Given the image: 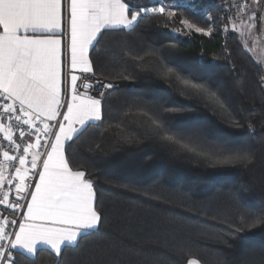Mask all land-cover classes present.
<instances>
[{"label":"trees","instance_id":"1","mask_svg":"<svg viewBox=\"0 0 264 264\" xmlns=\"http://www.w3.org/2000/svg\"><path fill=\"white\" fill-rule=\"evenodd\" d=\"M174 1L173 17L149 13L134 31L110 32L91 50L96 75L116 87L105 95L104 127L84 133L72 156L98 183L104 227L64 251L61 264H264V222L247 223L264 216V66L224 30L230 13L222 0ZM189 18L206 29L213 21L212 34L186 30L180 21ZM164 65L207 84L219 101L181 94L162 78ZM140 110L175 131L199 128L210 151L247 147L252 160L177 154L144 131ZM14 256L34 264L19 250ZM35 264L55 257L43 249Z\"/></svg>","mask_w":264,"mask_h":264},{"label":"snow or ice","instance_id":"2","mask_svg":"<svg viewBox=\"0 0 264 264\" xmlns=\"http://www.w3.org/2000/svg\"><path fill=\"white\" fill-rule=\"evenodd\" d=\"M149 13L175 15L163 4L141 7L132 0H0V264H18V249L34 264L47 249L55 264H61L69 247L101 233L105 217L98 183L72 156L84 133L104 127L103 89L114 87L96 78L89 52L110 32L134 31ZM241 13L247 14V22L241 18L237 25L230 16L231 31L251 37L256 11L245 3L235 11L238 18ZM180 23L204 35L213 32L187 19ZM224 30L229 31L227 24ZM161 75L181 94L219 101L207 84L172 67L164 65ZM140 114L144 131L177 154L252 160L247 147L210 151L199 128L175 131L160 114ZM258 222L264 216L247 220L253 227ZM186 264L201 261L190 258Z\"/></svg>","mask_w":264,"mask_h":264},{"label":"rangeland","instance_id":"3","mask_svg":"<svg viewBox=\"0 0 264 264\" xmlns=\"http://www.w3.org/2000/svg\"><path fill=\"white\" fill-rule=\"evenodd\" d=\"M221 2L225 4L226 11L230 13L229 17L231 16L232 20L237 25L241 23V18L247 22V14L241 13L240 18H238L235 15V11L239 5L247 3L250 9H253L256 11L255 27L252 29L253 35L251 37H245V36L240 35L237 32L231 31L232 25L230 23H228L227 26L229 28V31L233 33H237L239 35L244 45L245 44L247 45L246 49L251 53V55L255 58V60H257L260 64L264 66V18H262V16H264V0H260V3L258 5L254 3V0H222ZM162 4L166 6V10L171 9L175 12L177 9V3L174 0H160V6ZM209 17L211 19V14L209 15ZM187 20L199 26L198 24H196V21L191 20L190 18ZM248 23H251V22H248ZM213 24L214 23L212 21L210 27L213 28ZM186 30H189V29H186ZM243 31L244 29L241 28V32Z\"/></svg>","mask_w":264,"mask_h":264},{"label":"built area","instance_id":"4","mask_svg":"<svg viewBox=\"0 0 264 264\" xmlns=\"http://www.w3.org/2000/svg\"><path fill=\"white\" fill-rule=\"evenodd\" d=\"M96 78L97 79H100V80H102V81H105V82H108L109 80H106V79H104V78H102V77H99L98 75H96ZM111 82V81H110ZM113 83V82H112ZM114 84V87L113 88H115L116 87V84L115 83H113ZM113 88H111V89H113ZM111 89H103V91H104V97H105V95L107 94V92L108 91H110ZM95 94V93H94ZM0 210H2V209H0ZM9 215H11V213L9 212L8 213Z\"/></svg>","mask_w":264,"mask_h":264},{"label":"crops","instance_id":"5","mask_svg":"<svg viewBox=\"0 0 264 264\" xmlns=\"http://www.w3.org/2000/svg\"><path fill=\"white\" fill-rule=\"evenodd\" d=\"M90 53H91V50H90V52H89V55H90ZM91 58V57H90ZM19 250V249H18ZM19 251H21V250H19ZM22 252V251H21ZM202 264V263H201Z\"/></svg>","mask_w":264,"mask_h":264}]
</instances>
